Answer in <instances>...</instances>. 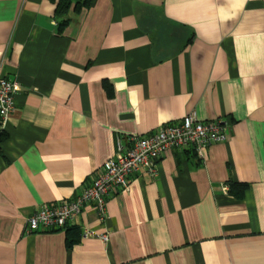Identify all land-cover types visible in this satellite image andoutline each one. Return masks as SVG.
<instances>
[{
	"label": "crops",
	"instance_id": "0c3cea01",
	"mask_svg": "<svg viewBox=\"0 0 264 264\" xmlns=\"http://www.w3.org/2000/svg\"><path fill=\"white\" fill-rule=\"evenodd\" d=\"M0 75L20 87L0 124V264H264V0H0ZM193 112L232 125L203 163L174 150L105 220L87 203L69 229L27 233L119 141Z\"/></svg>",
	"mask_w": 264,
	"mask_h": 264
},
{
	"label": "built area",
	"instance_id": "2783aa9c",
	"mask_svg": "<svg viewBox=\"0 0 264 264\" xmlns=\"http://www.w3.org/2000/svg\"><path fill=\"white\" fill-rule=\"evenodd\" d=\"M19 88L17 81L0 75L1 125L15 111V97ZM231 126L227 120L202 122L193 112L181 121L166 124L156 132L141 137H128L125 145L119 141L115 155L93 173L90 184L80 195L74 200H64L38 209L26 221L27 233L69 229L87 203L94 204L99 219L105 220L111 196L128 190L132 174L143 171L153 177L157 176L160 161L174 150L192 149L203 163L208 148L228 141ZM90 238H97L104 243L110 240L108 234L85 230L82 240Z\"/></svg>",
	"mask_w": 264,
	"mask_h": 264
},
{
	"label": "trees",
	"instance_id": "16d2710c",
	"mask_svg": "<svg viewBox=\"0 0 264 264\" xmlns=\"http://www.w3.org/2000/svg\"><path fill=\"white\" fill-rule=\"evenodd\" d=\"M68 7H69L68 3H66V2L61 3V5H59V7H58L59 13L62 14L63 11H64V9H67ZM59 23L62 26L65 22H59ZM107 89L109 91V94L111 95V89H110V87L107 86ZM4 137H5V133H3L0 130V142H2V140L4 139ZM229 186H230L231 193L234 194L238 198L243 197L244 192L248 188V185H246V184L232 182V181L229 183ZM81 238H82V234H81ZM73 243H74V241L69 239V245H72Z\"/></svg>",
	"mask_w": 264,
	"mask_h": 264
}]
</instances>
